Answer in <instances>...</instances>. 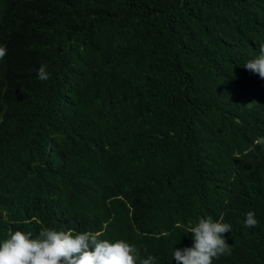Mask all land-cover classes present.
Masks as SVG:
<instances>
[{
  "label": "trees",
  "instance_id": "obj_1",
  "mask_svg": "<svg viewBox=\"0 0 264 264\" xmlns=\"http://www.w3.org/2000/svg\"><path fill=\"white\" fill-rule=\"evenodd\" d=\"M262 43L264 0H0V244L42 224L177 264L211 217L213 264H264Z\"/></svg>",
  "mask_w": 264,
  "mask_h": 264
},
{
  "label": "clouds",
  "instance_id": "obj_2",
  "mask_svg": "<svg viewBox=\"0 0 264 264\" xmlns=\"http://www.w3.org/2000/svg\"><path fill=\"white\" fill-rule=\"evenodd\" d=\"M6 54V47L0 46V60ZM244 67L264 78V43L259 45V55L247 61ZM37 78L41 81L50 79L45 66L38 69ZM255 143L264 144V139ZM222 219L202 218L197 225L190 226L187 232L193 234L194 244L174 251L173 258L177 264H213L214 259L231 254L225 239L231 225L223 223ZM257 223L255 213L247 212L245 226L255 227ZM99 236V233L92 232L57 231L42 224L38 238L16 231L0 244V264H138V261L139 264H154L155 257L141 259L138 250L124 240L112 243Z\"/></svg>",
  "mask_w": 264,
  "mask_h": 264
}]
</instances>
